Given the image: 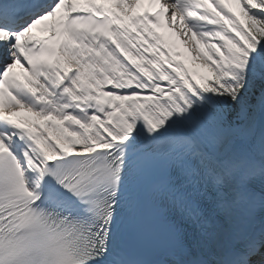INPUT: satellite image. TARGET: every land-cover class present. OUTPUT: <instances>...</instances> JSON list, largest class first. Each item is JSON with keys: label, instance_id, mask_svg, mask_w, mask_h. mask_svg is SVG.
<instances>
[{"label": "snow or ice", "instance_id": "obj_1", "mask_svg": "<svg viewBox=\"0 0 264 264\" xmlns=\"http://www.w3.org/2000/svg\"><path fill=\"white\" fill-rule=\"evenodd\" d=\"M0 264H264V0H0Z\"/></svg>", "mask_w": 264, "mask_h": 264}, {"label": "bare ground", "instance_id": "obj_2", "mask_svg": "<svg viewBox=\"0 0 264 264\" xmlns=\"http://www.w3.org/2000/svg\"><path fill=\"white\" fill-rule=\"evenodd\" d=\"M163 31H165V32H170L171 30L165 28V29H163ZM179 47H180V49H181L182 51H185V50H184V44H183L182 42L180 43ZM193 63H194V62H193Z\"/></svg>", "mask_w": 264, "mask_h": 264}, {"label": "rangeland", "instance_id": "obj_3", "mask_svg": "<svg viewBox=\"0 0 264 264\" xmlns=\"http://www.w3.org/2000/svg\"><path fill=\"white\" fill-rule=\"evenodd\" d=\"M202 71H206V69H203Z\"/></svg>", "mask_w": 264, "mask_h": 264}]
</instances>
